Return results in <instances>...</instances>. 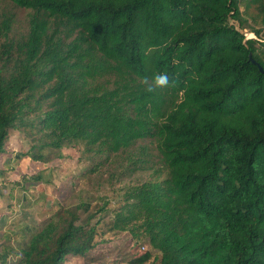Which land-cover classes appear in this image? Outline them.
<instances>
[{"label": "trees", "instance_id": "trees-1", "mask_svg": "<svg viewBox=\"0 0 264 264\" xmlns=\"http://www.w3.org/2000/svg\"><path fill=\"white\" fill-rule=\"evenodd\" d=\"M0 2L26 13L0 16V155L17 128L35 161L82 145L150 171L105 222L148 244L133 263L264 264V0ZM104 209L61 208L0 264L85 257Z\"/></svg>", "mask_w": 264, "mask_h": 264}, {"label": "rangeland", "instance_id": "rangeland-1", "mask_svg": "<svg viewBox=\"0 0 264 264\" xmlns=\"http://www.w3.org/2000/svg\"><path fill=\"white\" fill-rule=\"evenodd\" d=\"M16 16L19 21L14 29H21L25 10L12 8L0 2L2 13ZM234 22L238 27L239 23ZM246 35L254 36L248 29ZM31 140L17 128L9 131L5 150L0 155V243L11 237L12 244L26 241L31 231L41 229L63 207L81 202L104 206L97 214L103 216L96 236L97 244L85 257L71 256L67 264H136L132 260L150 248L147 243L137 242L130 231L109 230L105 223L113 217L112 210L121 202L125 188L151 178L150 171L128 174L131 164L123 155L112 156L97 166L98 157L86 154L82 145L65 146L48 162L35 161L19 155L29 149ZM38 175L40 180L30 179ZM153 258L143 264H149Z\"/></svg>", "mask_w": 264, "mask_h": 264}, {"label": "water", "instance_id": "water-1", "mask_svg": "<svg viewBox=\"0 0 264 264\" xmlns=\"http://www.w3.org/2000/svg\"><path fill=\"white\" fill-rule=\"evenodd\" d=\"M249 37H251V36H249ZM249 57H250V60H251L253 63H256V64L258 65L260 71L264 73V67H263L261 64H259V63L253 58V56H252L251 53H250Z\"/></svg>", "mask_w": 264, "mask_h": 264}, {"label": "clouds", "instance_id": "clouds-1", "mask_svg": "<svg viewBox=\"0 0 264 264\" xmlns=\"http://www.w3.org/2000/svg\"><path fill=\"white\" fill-rule=\"evenodd\" d=\"M159 79H160V82H163L165 77H160Z\"/></svg>", "mask_w": 264, "mask_h": 264}]
</instances>
